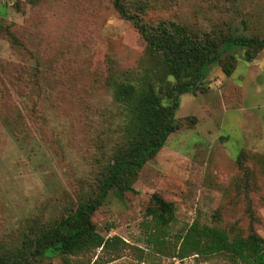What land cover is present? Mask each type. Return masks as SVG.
<instances>
[{"label":"rangeland","instance_id":"rangeland-1","mask_svg":"<svg viewBox=\"0 0 264 264\" xmlns=\"http://www.w3.org/2000/svg\"><path fill=\"white\" fill-rule=\"evenodd\" d=\"M113 2L0 0V255L96 197L124 141L127 108L114 84H144L155 60ZM141 17L202 38H264V0H148ZM248 50L232 46L198 88L180 95V129L139 171L134 191L121 198L111 190L92 217L104 237L121 241L82 259L231 264L224 256L173 257L177 234L196 219L232 236L254 228L264 237V49L252 59ZM155 193L175 205L164 247L146 215ZM53 263L61 257L37 264Z\"/></svg>","mask_w":264,"mask_h":264},{"label":"trees","instance_id":"trees-1","mask_svg":"<svg viewBox=\"0 0 264 264\" xmlns=\"http://www.w3.org/2000/svg\"><path fill=\"white\" fill-rule=\"evenodd\" d=\"M113 3L123 17L134 22L146 42L149 56L155 60L149 81L144 84L131 80L114 84L117 99L127 108L124 141L113 162L107 165L96 197L79 202L35 238H26L16 251L0 255V264H37L55 256L61 257L62 264H89L81 257L121 241L116 236L104 237L92 217L111 190L116 189L121 198L126 192L134 191L133 183L139 171L165 146L170 135L180 129L176 119L180 95L198 88L210 66L221 62L232 46L252 49V52L248 50V59L264 49V38L259 36L224 35L215 31L217 38H202L173 21L151 26L141 17L148 0H114ZM132 7L136 8L133 12ZM224 69L230 73L229 68ZM159 84L162 87L158 90ZM151 202L146 215L155 222L158 231L155 239L164 247L167 229L175 220V205L157 193L152 195ZM259 217L250 214L253 222H259ZM176 241L173 257L180 260L224 256L231 264H264V237L254 228L247 235L232 236L221 226L196 219L177 234Z\"/></svg>","mask_w":264,"mask_h":264}]
</instances>
